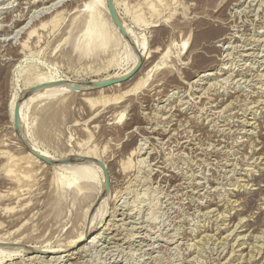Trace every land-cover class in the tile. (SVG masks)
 I'll use <instances>...</instances> for the list:
<instances>
[{"label":"rangeland","instance_id":"obj_1","mask_svg":"<svg viewBox=\"0 0 264 264\" xmlns=\"http://www.w3.org/2000/svg\"><path fill=\"white\" fill-rule=\"evenodd\" d=\"M59 1L0 0V264H264V0Z\"/></svg>","mask_w":264,"mask_h":264},{"label":"bare ground","instance_id":"obj_2","mask_svg":"<svg viewBox=\"0 0 264 264\" xmlns=\"http://www.w3.org/2000/svg\"><path fill=\"white\" fill-rule=\"evenodd\" d=\"M59 1V0H58ZM80 1V0H79ZM79 1H77L76 2V4L79 2ZM84 1V2H83ZM83 1H81L82 3L80 4L79 3V9H77V11H75L76 13L78 12L79 13V15L80 14H83L81 17H83V19L84 20H86V18H87V20H88V22H86L87 23V25H88V29H89V31H87L88 33H92L93 35H94V37H93V39H95V41L97 40V41H104V40H107V39H109V37H110V33L109 32H113V33H116V34H118L119 33V30H118V27L116 26V24H114V22H113V20H112V18L110 17V15L111 14H109V11H108V8H107V2L106 1H104V0H83ZM54 2H56V1H54ZM60 2V1H59ZM118 3V2H117ZM117 3H116V0H114V5H115V10H116V5H117ZM58 4V3H57ZM75 4V5H76ZM75 5H73L74 6V8H75ZM48 9V8H47ZM103 16H102V15ZM117 17V19H118V21L120 22V24H121V27L124 29V31H127V32H129V31H131V29L129 28V26L126 24V22L124 21V19L119 15V13H118V11L116 10V14H115ZM103 17V18H101V17ZM85 17V18H84ZM83 20V21H84ZM157 20V19H156ZM155 20V21H156ZM79 21H82V18L79 20ZM82 21V27L81 28H84V26L86 25V23L85 22H83ZM41 22V21H40ZM44 22V21H43ZM83 23H85V25L83 24ZM44 24V23H43ZM78 24H81V22L80 23H78ZM76 25H77V23H76ZM84 25V26H83ZM86 25V26H87ZM109 26V27H108ZM209 29V28H208ZM209 30H211V31H213V29H209ZM215 30V29H214ZM91 34V35H92ZM218 36V35H217ZM219 37V36H218ZM221 37V36H220ZM216 38V37H215ZM214 38V39H215ZM94 41V40H93ZM212 41V40H211ZM211 41H209V45H212L211 44ZM213 42V41H212ZM200 44V43H199ZM166 53V52H165ZM155 55V54H154ZM163 56V55H162ZM138 58H140V57H138ZM138 58H136L137 60H138ZM149 59V58H148ZM137 62V61H136ZM150 62V61H149ZM158 63H159V60H158ZM136 66V65H135ZM157 66V65H156ZM133 67V66H132ZM132 67L130 68V69H126V71H124V73H121V74H117L116 76H114L115 78H119V77H122V76H125V75H127L130 71H131V69H132ZM198 67V66H197ZM129 68V67H128ZM149 68V67H148ZM147 68V69H148ZM155 68V67H154ZM153 68V69H154ZM152 71V70H151ZM144 72V71H143ZM145 72H146V70H145ZM144 72V73H145ZM148 73V72H147ZM143 74V73H142ZM144 75V74H143ZM114 77H112V78H114ZM143 77V76H142ZM145 79V78H144ZM139 80V79H138ZM54 83H56V81H52V79H50L49 81H47V80H40V81H38V82H36V85H34L33 86V88L34 89H36L37 87H39V89L38 90H41V91H39L38 93H43V92H45L46 90H48L50 87V85H52V84H54ZM143 83V82H142ZM141 83V84H142ZM144 83H145V81H144ZM65 84L66 83H64V87L65 88H71V87H74V86H72V85H70V84H72V83H68L66 86H65ZM89 83H86L84 86H86V85H88ZM137 84H139L138 82L136 83V85ZM80 85H83V83H79L78 84V86L80 87ZM78 86H75V88L76 87H78ZM36 87V88H35ZM63 87V88H64ZM87 87V86H86ZM32 88V89H33ZM108 88H110V90H114V92L116 91V92H118V91H120V90H122V89H124V86H123V84H115V85H112V86H110V87H108ZM107 88V89H108ZM72 89V88H71ZM83 89V88H82ZM104 90H106V88L105 89H103V91ZM101 91V90H100ZM37 93V92H36ZM80 93V92H79ZM100 94H101V92H99ZM33 95H35V94H33ZM81 95V94H80ZM258 100V99H257ZM14 101H15V99H13L12 101H11V110L12 109H14V108H12V107H14L13 105H14ZM22 101V100H21ZM254 101V100H253ZM22 107H24V103L22 102L21 103V106H20V123L21 122H23L24 121V116H23V112H22ZM24 109V108H23ZM10 114H11V117H13L12 116V111H10ZM13 119V118H12ZM31 147H32V150L33 151H35L34 153L36 154H39V156L41 155V156H43V157H46V158H48V160L49 159H52L51 158V156L47 153V151L46 150H44V149H41V148H39V147H37V146H35V145H31ZM30 152V151H29ZM28 157H29V159L31 160V161H35V163H36V161L38 162V163H40L41 165H44L45 163L43 162V161H41L40 159H38L34 154H32V153H29L28 155H27ZM28 159V158H27ZM51 161V160H50ZM106 163V162H105ZM47 166V165H46ZM102 171H103V169H102ZM110 221V220H109ZM107 223V222H106ZM116 224H117V222H116ZM121 225V224H120ZM88 227V226H87ZM87 227H85L82 231H80V233H79V235L75 238V239H73L71 242H69V244L67 243V245L65 246L66 247V251H68V248H70L71 246H73L76 242H80V241H82V240H84V239H86V238H88L90 235V231L92 230V227H91V225H90V227H89V229L87 228ZM105 228V227H104ZM118 230V229H117ZM95 237V236H94ZM112 237V236H111ZM91 238V237H90ZM96 238V237H95ZM93 239V238H92ZM90 242V241H89ZM79 246V245H78ZM81 246V245H80ZM83 246H84V244H83ZM77 247V246H76ZM57 248H59V247H57ZM56 248V249H57ZM81 248V247H80ZM232 248V247H231ZM24 249V248H23ZM26 249V248H25ZM55 248H48V247H44V248H42V250H41V252H45V251H47V252H50V251H55L56 250ZM58 250V249H57ZM19 252H20V250H19ZM73 252L71 251V253H66V254H64V255H60L61 257H66V256H70V254H72ZM60 256H58V257H60ZM77 256V255H76ZM52 257V256H51ZM228 257V256H227ZM235 257V256H234ZM250 257V256H249ZM114 258V257H113ZM116 259V258H115ZM249 259V258H248ZM68 260V259H67ZM76 260H77V258H76ZM50 261V260H49ZM240 261V260H239ZM45 262V261H44ZM52 262V261H51ZM237 262V261H236ZM35 263V262H34Z\"/></svg>","mask_w":264,"mask_h":264},{"label":"water","instance_id":"obj_3","mask_svg":"<svg viewBox=\"0 0 264 264\" xmlns=\"http://www.w3.org/2000/svg\"><path fill=\"white\" fill-rule=\"evenodd\" d=\"M109 4L111 5V2L109 1ZM110 12H111V15H112V18L113 20L115 21L116 25L118 26V28L120 29V31L124 34V31L122 29V27L120 26V23L119 21L116 19L115 17V13L113 11V8L110 6ZM118 79H110V80H107V81H102L100 83H94V84H91L90 86L92 87H103V86H107V85H110V84H113L115 82H117ZM41 160L43 161H46L47 163H50V160L42 157V156H38Z\"/></svg>","mask_w":264,"mask_h":264}]
</instances>
